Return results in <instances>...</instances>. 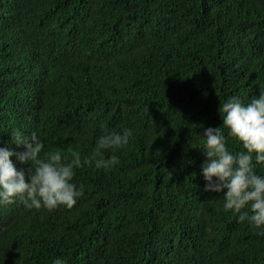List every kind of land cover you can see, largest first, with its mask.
<instances>
[{"label":"trees","instance_id":"1","mask_svg":"<svg viewBox=\"0 0 264 264\" xmlns=\"http://www.w3.org/2000/svg\"><path fill=\"white\" fill-rule=\"evenodd\" d=\"M261 91L264 0H0V141L87 155L134 130L119 166L77 170L71 209L0 207V264H264V234L201 175L219 103Z\"/></svg>","mask_w":264,"mask_h":264},{"label":"clouds","instance_id":"2","mask_svg":"<svg viewBox=\"0 0 264 264\" xmlns=\"http://www.w3.org/2000/svg\"><path fill=\"white\" fill-rule=\"evenodd\" d=\"M222 124L202 132L201 165L204 191L222 194L223 210L231 212L237 223H246L264 234V91L247 103L230 96L218 108ZM10 142L0 141V207L20 202L28 210L53 211L71 209L85 194V185L75 181L76 172L93 167L105 172L119 166L115 154L125 149L134 130H112L105 127L87 155L78 150L65 153L59 148L45 151L42 139L35 133L12 129ZM239 146L229 149L228 142ZM11 145L22 147L14 151ZM108 153L109 155H105ZM15 157L27 169L15 167ZM52 264H66L60 257Z\"/></svg>","mask_w":264,"mask_h":264}]
</instances>
